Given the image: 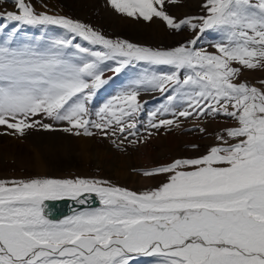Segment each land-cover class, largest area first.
<instances>
[{
    "label": "snow or ice",
    "instance_id": "snow-or-ice-1",
    "mask_svg": "<svg viewBox=\"0 0 264 264\" xmlns=\"http://www.w3.org/2000/svg\"><path fill=\"white\" fill-rule=\"evenodd\" d=\"M90 7L143 31L113 37L75 15L74 0H0L3 134L48 133L36 147L60 165L82 138L120 153L160 133L213 142L133 167L164 177L144 190L0 179V264H264V0Z\"/></svg>",
    "mask_w": 264,
    "mask_h": 264
},
{
    "label": "rangeland",
    "instance_id": "rangeland-1",
    "mask_svg": "<svg viewBox=\"0 0 264 264\" xmlns=\"http://www.w3.org/2000/svg\"><path fill=\"white\" fill-rule=\"evenodd\" d=\"M97 0H74V14L82 19L89 20L97 27L102 28L105 33L115 37L116 35L128 36L126 31L129 22L123 21L121 30L115 25L108 14L102 13L97 16L90 7ZM189 7L184 11H197V0H188ZM120 22V21H119ZM129 32V33H128ZM109 97L107 92H101L97 105L105 102ZM145 99H149L145 97ZM213 124L209 128L211 132L218 128ZM4 129L0 128V179H12L27 177L29 175L48 176L51 178H98L108 179L114 183L126 186L133 190H144L151 188L164 179L149 180L136 175L132 169L151 168L155 161H166L173 156H180L190 152L188 147L191 143L204 146L211 144L212 138L204 136L201 138L198 133H186L184 135H166L160 133L152 138L149 144L141 145L137 150L129 153L114 151L106 143H97L94 140L82 138L75 142L76 151L70 155L65 154L60 159L69 161L60 164H50L49 161L56 160V154L49 153L48 159L41 154L36 147V142L49 138L48 133L32 132L28 137L20 139L5 135ZM56 136L63 135L55 133Z\"/></svg>",
    "mask_w": 264,
    "mask_h": 264
},
{
    "label": "bare ground",
    "instance_id": "bare-ground-1",
    "mask_svg": "<svg viewBox=\"0 0 264 264\" xmlns=\"http://www.w3.org/2000/svg\"><path fill=\"white\" fill-rule=\"evenodd\" d=\"M107 16H109V15H107ZM110 18H111V20L112 21H116L115 22V25H117V28L119 29V30H121V25H122V22H121V20H119V19H115V18H113V17H111V16H109ZM120 21V22H119ZM129 25H127L128 27H127V29H126V31H130V34H136V33H138V32H140V31H143V29L142 28H140L139 26H135V25H132L131 23H128ZM129 33V32H128Z\"/></svg>",
    "mask_w": 264,
    "mask_h": 264
},
{
    "label": "water",
    "instance_id": "water-1",
    "mask_svg": "<svg viewBox=\"0 0 264 264\" xmlns=\"http://www.w3.org/2000/svg\"><path fill=\"white\" fill-rule=\"evenodd\" d=\"M68 211H69L68 206H67V205H64V206H63V213H64V214H67Z\"/></svg>",
    "mask_w": 264,
    "mask_h": 264
}]
</instances>
